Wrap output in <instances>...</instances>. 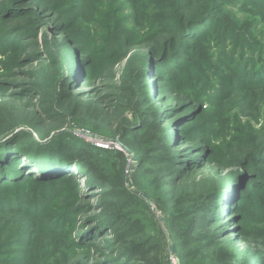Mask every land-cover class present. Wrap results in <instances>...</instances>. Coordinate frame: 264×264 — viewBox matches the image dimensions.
I'll list each match as a JSON object with an SVG mask.
<instances>
[{"label":"rangeland","instance_id":"1","mask_svg":"<svg viewBox=\"0 0 264 264\" xmlns=\"http://www.w3.org/2000/svg\"><path fill=\"white\" fill-rule=\"evenodd\" d=\"M89 1L92 0H60L56 10H45L34 7L33 1L24 4L23 0H0V35L6 24L19 20L18 16H27L28 27L27 33L11 35L17 40L14 42L20 45L9 49L0 57V128L9 118L19 119L22 123L16 130H26L31 133L33 139L44 144L62 129L73 132L94 146L96 145L92 141L93 138L106 142L109 141L104 138H118L132 149L134 156L154 155L155 142L162 137V132L156 131L165 129L170 136L174 135L177 138L175 143L170 139L166 149L167 155L180 151L183 154L189 152L205 155L201 160L196 159L192 167L178 174L171 170L169 164L147 160L139 169H135L134 166L129 174L133 163L129 160L128 153L117 144V146L110 144L108 147H101L109 151L90 156L100 164V166L97 164L99 169L105 175L113 176L114 180L101 182L103 186L100 188L88 189L84 185L86 175L78 171L84 165H89L88 155L85 154L84 160H75L80 157L81 152H76L75 146H72L75 157L70 164L67 178L70 179L72 175L76 184L66 182L43 188L32 186L28 190L31 197L32 193L46 195L49 190L51 194L50 198L47 197V206L52 203L50 205L52 210L48 208L46 214L58 213L63 208H73L68 215H64L66 227L60 229L58 233L47 234L50 232L38 227L21 225L22 230L34 229L30 251L32 264H36L35 260H40L41 264H73L74 259L75 264H103L102 261L116 255V249L123 241L127 245L134 236L149 237L145 241L147 250L144 252V259L149 262L156 260L158 264H171L172 261L175 264H205L215 256L221 257L219 255H223L224 251L238 253L253 247L260 248L261 245L256 240L264 233V217L260 222H256L258 218L240 226L239 219L243 212L239 210L230 213L232 211L228 210L230 201L228 198L227 201L224 200L225 212H222L219 219L211 223L209 228L203 226L198 228L201 233L198 241H185L179 238L174 240V244L172 238L175 230L182 226L174 224L175 220H172L173 223L169 222L167 213L197 200L199 195L209 190L211 184L216 182L219 185L222 175L227 174V181L228 174L232 179L238 178L239 167L224 165L220 162L218 153L211 155L210 150L213 151L214 145L219 142L225 144L228 138L244 136L243 133L251 125L254 127L264 125V114L261 113L263 108H260L262 105L245 102L247 106H243L245 111L243 114L239 106L241 103L239 93H230L225 98L209 100L202 90L206 84L210 85V89L216 90L214 82L217 86L218 83L205 73L202 81L183 80L184 87L179 89L150 78L151 94L159 99L151 105L141 102L140 93H143L144 87L146 88L141 72L146 56L150 52L144 48L143 42L132 45L126 54H121L113 62L101 52L96 60L88 64L89 75L81 81L78 89L71 90L69 83L66 88L59 86L64 71L59 61L67 62V57L78 50L77 47L82 49L84 46L83 51L88 52L76 10L78 8L81 10L90 3ZM244 3L243 0L227 2L226 7L230 9L232 15L231 31L233 34H244L250 45H257L250 48L243 46L240 49V46H235L233 42L224 40L217 43L216 51H212L201 41L194 47V51L201 55L208 53L213 56L198 65L199 71L202 69L207 72L206 66L210 68L213 66L212 63L216 62L222 65L214 67L228 72L229 64L230 73L237 78L235 66L228 61L229 53L227 57L224 56V50H230L228 45L234 46L236 60L240 56L246 57L247 51L254 55L249 61V69H257L264 59V5L250 6L248 3L242 8ZM128 7L130 13L133 5L130 4ZM33 9L37 14L33 13ZM70 10L72 14L68 16L65 11ZM23 11L25 12L22 15H14ZM62 13L65 19L58 17ZM62 21L67 23L65 25L67 28L59 31L63 25ZM201 29L204 30V36L209 38V29L206 26H201ZM218 35L219 40L222 38L221 31ZM181 57H185V60H179L178 65L169 64V70L174 74L178 67L181 71L184 69L185 61L189 58V49L185 50ZM258 68H261V65ZM162 74L165 75L164 72ZM57 95L61 97L59 103L54 102ZM41 103L48 108L49 117L39 112L38 106H42ZM158 105L164 110L173 108L176 112L170 109L164 120L152 122L147 132H133L138 129L134 124L130 128L132 132H124L123 125L135 121L138 110L150 112ZM257 109L258 113L254 117ZM186 113H189L191 122L188 118L179 120ZM34 122L37 123L36 128L31 126ZM195 124L198 129L193 127ZM169 127L172 129L170 132ZM74 129L93 133L96 137L75 132ZM115 149L120 151L114 154L115 152L111 151ZM86 160L88 163L81 162ZM217 176L220 178L217 179ZM232 191L231 188L228 189L229 195ZM246 209L251 208L246 207L244 210ZM200 211L201 209H198L196 212L199 217L204 218L203 212ZM122 213L126 214L128 220L134 217L140 221L131 222L136 229L132 231V238L119 237L118 232L122 228H118L117 225L113 226V230L105 231L106 233L96 226L97 234L92 238L91 233L94 231L97 216L104 215L110 218ZM193 218L194 215L184 216L179 223L183 221L181 225L188 227L190 223L193 224ZM217 234L219 237L215 238L214 235ZM81 238L95 245L89 250H84ZM66 242L76 246L67 249ZM64 252H73L75 258L62 263L56 262Z\"/></svg>","mask_w":264,"mask_h":264},{"label":"trees","instance_id":"2","mask_svg":"<svg viewBox=\"0 0 264 264\" xmlns=\"http://www.w3.org/2000/svg\"><path fill=\"white\" fill-rule=\"evenodd\" d=\"M30 1H33L34 7L45 10H56L60 3V0H23L24 4ZM89 2L81 10L80 8L76 10L80 21L79 27L83 28L84 44L87 45L88 52L83 51L84 46L82 49L77 47L78 50L75 49L76 51L69 54L67 62L59 61V64L64 67L59 86L66 88L69 83L71 90L78 89L81 81H84L89 75L88 64L96 60L101 52L105 53L108 59L111 58L110 62H113L121 54H126L132 45L143 42L144 48L150 52L146 56L141 72L146 84L143 93H140L141 102L151 105L159 99L151 94L150 78H155L161 84H170L174 89H179L184 87L183 80L202 81L203 73H205L209 78L216 79L218 83L217 86L214 82L216 90L210 89V85L206 84L202 90L206 94V98L209 100L220 99L227 97L230 93H239L241 101L239 106L243 114H245L243 106L246 107V103L251 102L261 104L263 106H260L263 108L261 113L264 114V62H262L264 59L258 65V67L261 65V68L249 69V61L254 58V55H250L252 53L247 51L246 57L240 56L236 60L237 54L236 50L234 51V46L228 45L230 50H224V56L227 57V53H229L228 61L235 66V70L238 72L237 78L230 73L229 64L228 72L216 68L222 65H218L216 62L212 63L213 66L210 68L206 66L207 72L202 69L199 71L198 68L200 63L210 60V57L213 56L208 53L201 55L194 51V47L201 41L212 51H216L217 43L224 40L233 42L235 46H240V49L243 46L250 48L257 45H250V41H247L244 34H233L231 31L232 15H230V9L226 7L228 0H92ZM243 2L245 3L242 8L248 3L250 6L264 5V0H243ZM130 4L133 5L131 7L133 10L128 13ZM34 9L33 13L37 14ZM24 12L14 13V15H22ZM65 12L68 16L72 14L71 10ZM216 13L220 15L217 16ZM58 17L65 19L63 13ZM17 18H19L18 21L16 20L17 22L8 23L6 28L1 29L3 33L0 35V57L9 49L20 45L14 42L17 40L12 38V34L27 33V16L22 15ZM62 24L59 31H64L67 28L65 21ZM201 26H206L209 29V38L204 36ZM220 31L222 38L218 40ZM188 49L189 58L185 61L184 69L181 71L178 67L174 74L169 70V64L178 65L179 60L184 61L185 57L181 56ZM59 98H61L59 95L55 96L54 102L59 103ZM41 104L42 106H38L39 112L45 117H49L48 108L43 103ZM170 109L172 112L175 111L173 108L164 110L159 105L158 107L154 106L150 112H145L144 109L138 110L137 117L134 118L135 121L123 125L124 132H132L130 129L132 124L138 128L133 132H147L151 123L162 122ZM257 111L258 109L255 111L254 117L258 113ZM188 114L186 113L179 120L188 118L191 122V117ZM6 122L0 128V264H32L33 259L30 251L34 229L25 228L22 230L21 225L38 227L45 232H50L47 234L58 233L60 229L63 230L66 227L67 221L64 220V215H68L73 208H63L58 213L46 214L48 208L52 210L50 206L52 203L47 206V197L51 193L49 190L46 195H40V193L33 195L32 193L31 197L29 188L32 186L43 188L66 182L76 184L72 175H70V179L67 178L70 164L75 157V150H72V146H75L76 152H81L80 157L75 160H84L85 154L88 155L89 165H84L78 170L86 175L84 177L86 188H100L103 186L101 182L114 180V177L105 175L98 167L100 164L90 156L101 155L100 152L109 150L94 146L65 129L54 134L53 137L45 141V144L40 143L32 138L30 132L16 130L22 123L19 119L11 120L9 118ZM32 124H34L31 125L34 128L37 127L36 122ZM193 127L196 128V124ZM171 130L169 127V132ZM159 131L162 132V137L155 142L156 153L154 155H135V169H139L145 160L156 161L169 164L171 170L178 174L192 167L196 159L201 160L205 155V153L202 155L189 152L183 154L182 151L167 155L166 149L170 139L175 143L177 138L174 135L170 136V133L165 129H158L156 132ZM120 133L121 137L122 131ZM243 134L244 136L228 138V142L225 144L219 142L214 145L213 151L210 150L211 155L218 153L220 162H223L224 165L238 166V171H240L238 178L232 179L228 174L227 181V174L222 175L219 185L216 182L211 184L209 190L199 195L197 200L167 213L169 222L173 223L172 220H175L174 224L182 226L175 230L172 238L174 244V240L179 238L185 241H198L201 234L198 228L201 226L209 228L211 223L219 219L220 215L225 212L224 206L227 198L230 199L228 201V210L232 211L230 213L233 214L234 211L239 210L243 212L239 219L240 226L247 225L258 218L256 222L262 221V217H264V125L258 127L251 125ZM121 139L123 140V138ZM88 148H92V151ZM119 151L115 149L111 152L116 154ZM81 162L88 163L87 160ZM225 180L228 183L225 184ZM233 184L234 186H232ZM229 188L233 190L230 195ZM246 207L251 209L244 210ZM198 209H201L200 212H203L204 218L199 217L196 212ZM190 215L195 217L193 224L190 223L187 227L181 225L183 221L179 223L182 217ZM136 221L139 220H135L134 217L126 219L125 213L110 218L100 215L95 219L94 231L91 236L92 238L96 236V226L105 232L113 230V226L117 225L118 228H122L118 232L119 237L129 236L130 238L133 237L132 231L136 230L131 222L136 223ZM214 237L218 238L219 235H214ZM133 238L127 245L123 241L121 246L116 249V255L102 263L158 264L156 260L149 262L144 259V252L147 250L145 241L149 237L134 236ZM82 241L84 250H89L95 245V243H88L89 241L84 239ZM256 242L261 245L260 248L253 247L248 251L243 250L238 253L224 251L223 255H219L221 257L215 256L205 264H264V233L260 234L259 240ZM71 246H73L71 242H66L67 249H70ZM75 246L74 244L73 247ZM73 258H75L73 252H64L56 262L62 263ZM75 261L76 259L73 264ZM35 262L41 264L40 260H35Z\"/></svg>","mask_w":264,"mask_h":264},{"label":"water","instance_id":"3","mask_svg":"<svg viewBox=\"0 0 264 264\" xmlns=\"http://www.w3.org/2000/svg\"><path fill=\"white\" fill-rule=\"evenodd\" d=\"M74 131L79 132L81 134L91 136V137H96L95 134L89 133V132H86L83 130L74 129ZM104 139L108 140L109 142L117 144L119 147H121L122 149H124L128 153L129 160L133 163V165H131V167H130V172H129V174H130L131 171L134 169V166H135V156H134L133 152L131 151V149L129 147H127L124 143H122L118 138H104ZM135 192L139 193L138 190H135Z\"/></svg>","mask_w":264,"mask_h":264},{"label":"built area","instance_id":"4","mask_svg":"<svg viewBox=\"0 0 264 264\" xmlns=\"http://www.w3.org/2000/svg\"><path fill=\"white\" fill-rule=\"evenodd\" d=\"M92 141L94 142V144L98 147H108L110 144L112 145H116L115 143H112V142H106L104 141L103 139H96V138H93ZM117 146V145H116ZM173 263L171 264H175L174 261H172Z\"/></svg>","mask_w":264,"mask_h":264}]
</instances>
